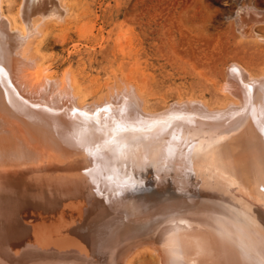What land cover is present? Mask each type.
Wrapping results in <instances>:
<instances>
[{
  "label": "bare ground",
  "instance_id": "6f19581e",
  "mask_svg": "<svg viewBox=\"0 0 264 264\" xmlns=\"http://www.w3.org/2000/svg\"><path fill=\"white\" fill-rule=\"evenodd\" d=\"M28 3L35 11L44 4L43 0H28L22 11L27 19L30 16ZM9 24L0 13V264H93L85 260L88 256L96 257L99 264H264V221L249 218L238 202L223 197L217 186L230 189L231 181L227 182L219 171L220 176L214 175L219 178L217 186L209 185L212 191L202 190V197H196L198 184L184 177L185 173L190 174L189 166L179 173L172 170L173 163L163 159V154L170 150L169 142L166 141V150L161 143L157 145L165 138L160 134L175 127L187 132L184 136L194 135L199 141V132L202 139L212 140L220 131L233 129L235 141L233 148L230 145V162L238 172L249 171L250 174L253 171V178L262 182L264 88L261 85H264V73L255 77L233 63L225 80L227 89L224 84L223 90H229L235 103L210 110L204 101L177 102L161 114L152 115L130 108L122 116L126 129L133 131L124 134L122 130L119 132L115 122L109 125L111 113H106L103 121L91 120L88 115L92 112L77 101L65 81L61 84L45 75L37 79L38 73L33 77L37 72L34 60L26 56L23 49L26 36L12 30ZM253 82L255 86L249 90L250 99L246 102L245 85ZM123 95L117 92L110 97L113 102H120ZM109 101L107 98L106 102ZM97 106L93 104L90 109L93 111ZM165 114L166 119H162ZM159 130H162L160 134ZM221 139L216 143L226 144V139L223 142ZM210 146L212 150L214 147ZM195 147L191 155L195 153L197 158L199 150L193 152ZM186 148L188 151L187 144ZM226 150L229 152V148ZM122 152L131 153L127 159L122 158L123 162L119 158ZM169 153L171 158L178 155L176 151ZM185 154L187 161L191 157ZM162 159L163 165L171 168L157 166ZM197 159L191 163L194 170L203 164ZM227 164L225 167L230 168ZM201 173L199 169L190 175L197 181L208 177L206 171V175ZM259 186L264 188V183ZM133 189L165 192L164 201L148 198L152 205L148 208L158 209V212L150 214L147 221H136L135 227L105 245H85L83 240L76 239L59 247L57 256L54 251L48 256L35 254V242L55 228H69L75 235L81 228L82 232L89 233L91 225H103L110 203L114 205L122 196L140 197L141 194L131 193L136 191ZM234 189L237 192V187ZM189 199H195L197 204L190 206ZM136 202L134 200L133 204ZM206 202L210 204H204Z\"/></svg>",
  "mask_w": 264,
  "mask_h": 264
},
{
  "label": "rangeland",
  "instance_id": "374dc122",
  "mask_svg": "<svg viewBox=\"0 0 264 264\" xmlns=\"http://www.w3.org/2000/svg\"><path fill=\"white\" fill-rule=\"evenodd\" d=\"M0 1L1 16L8 20L12 30H17L26 36L23 49L25 55L35 61L32 60L37 72L33 77L36 78L35 74L38 73L37 79L50 77L61 84L65 81V84L70 85L77 101L85 109L89 108L86 111L92 112L89 115L86 112L91 120L103 121L106 117L104 115L111 113V121L108 123L110 125L115 122L120 133L121 130L124 134L133 131L126 129L123 122V113L130 108L152 115L161 114L177 102L204 101L206 108L210 110H219L229 103H235L236 100L230 95L229 90L225 91L228 69L233 63L245 68L255 77L264 73V0H43V6L38 7L40 11L38 8L35 11L32 4L28 3L30 15L28 19L22 13L28 0ZM224 84L225 90H223ZM127 87L132 89L128 90ZM117 92L124 94L122 101L113 102L110 96L114 97ZM107 98L108 100L110 98V103L106 102ZM102 103L105 107L100 105ZM93 104L99 106L93 109L97 114L91 110ZM169 118L171 117L167 119ZM175 128L168 132L174 133L172 135L176 138L167 135V131L159 130L158 134L162 132L160 135L165 137V140L161 139L162 141H158L157 145L174 143L172 146L168 144L169 152L176 151L178 158L181 159H178L176 154L171 158L168 150L163 154V159L173 163L172 170L177 173L185 171L188 166L190 174H196L199 169L202 175L205 174L204 171L208 173V177L204 179L201 177L198 181L185 173V180L198 184L199 193L196 192L194 196L202 197V193L212 191L209 185L217 186L219 178H215L214 175L220 176V171L227 178L226 181L228 179L231 181L229 184L232 187L230 190L227 187L217 186L223 197L238 202L249 218L255 217L264 221V188H259L260 184L263 185L264 178H261L263 180L261 182L257 177V179L253 178L255 175H252L253 171H250V174L249 171L238 172L230 162L232 158L230 150L235 141L234 130L229 132L222 130L220 134L218 133L220 138L217 136L212 140L202 139L201 132L196 131L200 135L199 141L194 135L184 136L187 132ZM218 139H221V142L225 139L231 140L225 141L228 144L224 147L223 145L226 144L216 143ZM190 140H195V143ZM214 143L216 146L213 145ZM186 144L188 151H185ZM199 144L203 146H198ZM210 144L215 149L211 150ZM217 145L223 146H220L224 148L223 152ZM191 146H196L193 152L199 150L196 153L199 154L197 155L199 159L196 158L195 153H193L195 156L191 155L193 150ZM167 147L165 146V150ZM228 148L229 152L226 150ZM213 149L218 150L216 152L218 160ZM224 150L228 154L226 151L225 154ZM185 152L191 157L187 159L188 162L185 159L188 158ZM208 152L211 155L208 156ZM122 153L119 157L121 160L131 156V153ZM255 153L259 155L258 150ZM183 154L186 156L184 157ZM206 156L212 158V162ZM163 159L157 162V166L171 168L169 165H163ZM173 159L176 161L173 162ZM196 159L203 164L194 170L191 163ZM226 164L232 170L229 167L228 170ZM243 175L245 180L242 179ZM238 176L241 177V181L240 177L236 178ZM236 187L237 192L234 189ZM133 190L136 191L131 193L141 194L140 197L127 195L114 201V205L110 203L109 213L103 225L96 227L91 225L89 233L82 232L81 228L80 233L75 235H72L69 228H55L50 234L44 235L35 242V254L48 256L50 251H54L57 256L59 247L68 241L74 243L76 239L83 240L85 245H105L117 235L135 227L136 221H147L150 214L153 216L158 212V209L148 208L152 206L149 205L148 198L154 197L159 202L164 201L162 196L165 192ZM144 194L147 195L143 197ZM134 200L137 201L135 204H133ZM187 201L190 206L197 204L195 199ZM85 260L99 264L96 257L88 256Z\"/></svg>",
  "mask_w": 264,
  "mask_h": 264
},
{
  "label": "snow or ice",
  "instance_id": "6c2138e0",
  "mask_svg": "<svg viewBox=\"0 0 264 264\" xmlns=\"http://www.w3.org/2000/svg\"><path fill=\"white\" fill-rule=\"evenodd\" d=\"M255 86V82H253L252 84H249V85H245V92H244V95H245V100L246 102L250 99L248 93H249V90ZM262 88H264V85H261ZM261 111L264 112V105H262L261 107Z\"/></svg>",
  "mask_w": 264,
  "mask_h": 264
},
{
  "label": "water",
  "instance_id": "95a60500",
  "mask_svg": "<svg viewBox=\"0 0 264 264\" xmlns=\"http://www.w3.org/2000/svg\"><path fill=\"white\" fill-rule=\"evenodd\" d=\"M165 115H166V114H165ZM165 115H163V116H162V118H164V117H165ZM167 115H169V114H167Z\"/></svg>",
  "mask_w": 264,
  "mask_h": 264
}]
</instances>
